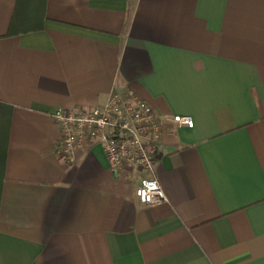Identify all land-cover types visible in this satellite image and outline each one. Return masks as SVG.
Here are the masks:
<instances>
[{
  "label": "crops",
  "instance_id": "0c3cea01",
  "mask_svg": "<svg viewBox=\"0 0 264 264\" xmlns=\"http://www.w3.org/2000/svg\"><path fill=\"white\" fill-rule=\"evenodd\" d=\"M133 91L155 176L56 152V108ZM0 264H264V0H0Z\"/></svg>",
  "mask_w": 264,
  "mask_h": 264
},
{
  "label": "built area",
  "instance_id": "2783aa9c",
  "mask_svg": "<svg viewBox=\"0 0 264 264\" xmlns=\"http://www.w3.org/2000/svg\"><path fill=\"white\" fill-rule=\"evenodd\" d=\"M49 115L61 131L56 152L64 161L74 162L79 144L98 143L111 171L134 169L142 173L134 188L141 204L167 201L155 176L162 127L169 122L192 128L194 121L190 116H162L131 90H114L104 103L94 107L56 108Z\"/></svg>",
  "mask_w": 264,
  "mask_h": 264
}]
</instances>
